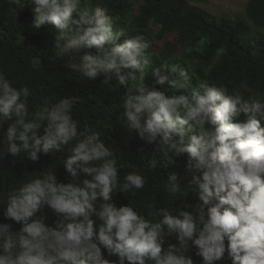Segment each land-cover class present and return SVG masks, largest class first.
<instances>
[{"label": "clouds", "instance_id": "obj_1", "mask_svg": "<svg viewBox=\"0 0 264 264\" xmlns=\"http://www.w3.org/2000/svg\"><path fill=\"white\" fill-rule=\"evenodd\" d=\"M26 2L33 27L50 25L58 33L56 55L68 56L75 73L103 76V84L115 80L126 90L120 118L129 132L158 145L151 169L186 156L190 179L182 186L170 172L167 189L197 202L175 214L160 208L155 222L130 203L118 206L114 193L134 196L146 178L130 171L120 181L100 133L79 129L73 98L42 97L30 110L29 88L0 74V156L27 154L37 162L68 146L63 167L70 177L65 183L55 172L43 173L7 194L0 264H196L193 253L200 264H264V97L193 83L187 69L167 61L153 67L148 41L128 36L91 0ZM149 69L153 84L146 81Z\"/></svg>", "mask_w": 264, "mask_h": 264}, {"label": "trees", "instance_id": "obj_2", "mask_svg": "<svg viewBox=\"0 0 264 264\" xmlns=\"http://www.w3.org/2000/svg\"><path fill=\"white\" fill-rule=\"evenodd\" d=\"M208 2L91 0L93 7L106 9L115 25L124 29L128 36H142L148 41L153 67L167 61L178 69H187L193 83L206 81L217 86L226 85L230 92L235 89L246 99L254 95L264 97V32L252 36L248 24L264 29V0H247L248 22L228 16L215 17L195 5ZM32 8L26 0H21L20 5L13 0H0V74L14 87L29 88L30 110L41 103L42 97L51 98L53 102L64 97L73 98L72 114L79 122V129L87 126L100 133L118 161L120 181L123 182L124 175L130 171H137L146 178L145 187L135 190L134 196L131 192L114 193L113 200L118 206L130 203L155 222L159 219L156 213L160 208H168L175 214L177 208L194 205L197 201L190 193L172 194L167 189L170 172L182 178V186L190 179L185 171L186 156L175 158L173 163L160 161L155 170L151 169L148 161L156 154L158 145L148 144L129 132L120 118L123 111L121 97L126 90L115 80L111 85H105L103 76L93 80L75 73L69 67L68 56L56 55L54 43L58 33L50 25L39 29L33 27ZM151 26L159 29L155 36ZM170 34H176L183 45L182 54L178 53L176 44L165 41ZM155 39L165 41L160 49L155 50L151 45ZM146 81L155 83L150 69ZM163 90L168 95L173 94L166 86ZM2 135L0 132V138ZM3 147L0 144V151ZM67 147L60 152L41 155L37 162L31 161L27 154L15 158L0 156V220H3L2 208L7 194L27 180L55 172L59 180L70 182L63 167ZM45 211L51 223L55 217L47 209ZM14 227L18 229L19 225ZM168 239L175 242L174 238ZM193 258L200 264V257L193 253Z\"/></svg>", "mask_w": 264, "mask_h": 264}, {"label": "rangeland", "instance_id": "obj_3", "mask_svg": "<svg viewBox=\"0 0 264 264\" xmlns=\"http://www.w3.org/2000/svg\"><path fill=\"white\" fill-rule=\"evenodd\" d=\"M247 0H209L207 4H195L199 8H202L209 12L211 15L215 17H222V16H228L232 19H243L248 22V19L245 14V6H246ZM137 10V7H136ZM250 27L252 28V36H257L259 33L264 32V29L258 28L254 26L253 24H250ZM153 36H155L158 32V28L151 26ZM165 41H170L178 46V53L182 54L184 51V47L182 44L179 43L178 37L176 34H170L166 37ZM163 41V42H165ZM163 42H160L158 40H153L151 42V45L154 46L155 50L160 49L163 45Z\"/></svg>", "mask_w": 264, "mask_h": 264}]
</instances>
